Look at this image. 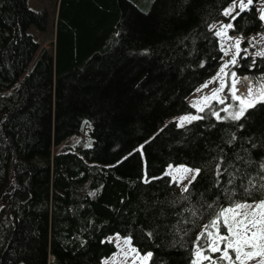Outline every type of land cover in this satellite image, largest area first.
I'll return each instance as SVG.
<instances>
[{"label":"trees","instance_id":"16d2710c","mask_svg":"<svg viewBox=\"0 0 264 264\" xmlns=\"http://www.w3.org/2000/svg\"><path fill=\"white\" fill-rule=\"evenodd\" d=\"M231 1L60 0L50 49L30 31L46 9L0 0V264H101L115 233L147 264H194L204 225L264 198V103L170 119L217 70L210 25ZM260 28L254 7L237 18ZM86 118L92 143H66ZM180 164L200 170L187 191L166 172Z\"/></svg>","mask_w":264,"mask_h":264},{"label":"rangeland","instance_id":"374dc122","mask_svg":"<svg viewBox=\"0 0 264 264\" xmlns=\"http://www.w3.org/2000/svg\"><path fill=\"white\" fill-rule=\"evenodd\" d=\"M60 0H29V4L31 7L35 9H46L47 14V28L45 30L40 29L36 24H33L30 27V31L35 35V37L42 43L43 46H47L50 49L54 48L55 43V30H56V20H57V9L59 5ZM236 3L239 5L240 0H232L222 11V15L211 23V28L214 29L216 34L218 32L223 31V35H218L220 47L222 50V57L220 60V63L218 65L217 70L208 77L204 82H202L188 97L187 102L191 105L192 110L189 112H182L177 115H174L171 117V119H174L178 122L179 125H185L189 123L188 120H184V117H200L203 114V111L208 106H215L218 110V113L226 114L228 115L229 112L235 113L239 110L241 101L234 99L232 96V91L230 89V85L232 82L231 73H236V78H250V86L253 90V92L258 91L261 83H264V80L260 79L261 77H264V74L261 72V70H258L255 68L260 67L261 63L264 62V56H258L256 55L258 52H264V20L260 19V16L264 14V0H253L252 4L248 6L243 12L245 13L246 10H251L253 7L257 11V16L260 19L261 28L251 32L249 34H244L240 31H237V18L241 17L243 15V12H240L239 7L237 6L236 9L232 12L230 16H225L223 13L225 9L229 8L233 3ZM245 3H247V0H244ZM239 12L240 14L237 16L236 13ZM235 16V19H232V17ZM232 24L231 28H224L223 26ZM240 40V55L237 57V63L236 65L229 64L228 67L225 69V72H227L229 75H224V73L220 72V69L225 65L226 62H228L233 54L237 51L235 47V41ZM246 50V51H245ZM225 52H227V55H225ZM242 55L248 57V58H256L255 64L249 63V65H253V68L251 70L243 67V60ZM260 63V64H259ZM224 83L225 86L223 87V90L218 93V97L220 100H223L224 103H219V100L215 98H211L214 90L219 89L221 87V84ZM205 85H207L205 87ZM238 90L237 95L241 96L243 98V90L242 85H237ZM209 97L207 101H205L203 98ZM197 105L194 107L193 105ZM203 109L201 111L200 109ZM227 109V111H225ZM194 120V119H192ZM191 120V121H192ZM91 122L88 118L84 119L83 124L81 126V129L79 133L74 134L73 136L69 137L66 140V143L72 144V145H90L92 143V136H91ZM178 168H189L193 171L187 174L184 173H178L176 169ZM197 168L191 167L186 164H180V165H170L167 168V173H171V178L175 176L176 182L178 183L179 188L184 189L188 186L189 182L192 180L193 175H195V170ZM181 175H184L186 178H184L182 181L179 179ZM264 199V198H262ZM262 199L252 200V201H239L236 203H252L254 201H260ZM235 204V203H234ZM234 204L228 205L225 208H228L229 206H232ZM224 208V209H225ZM205 226V225H204ZM204 226L198 233L197 243L195 245V261L194 264H211L210 261L204 260L203 256H198L197 252L201 249H198V239H200L201 232L204 231ZM221 233H224V229L220 228ZM109 239L114 241L116 244V251L104 258L101 262V264H147L150 256L147 253L140 252L134 244L131 242V239L129 237H124L120 235L119 233H115L108 236ZM130 241V243L126 242ZM206 248V247H201ZM204 255H210L212 257H217L220 254L219 253H210V252H204ZM20 264H24L21 262ZM48 264H54L53 258L50 255L49 257V263ZM219 264V262H218Z\"/></svg>","mask_w":264,"mask_h":264},{"label":"snow or ice","instance_id":"6c2138e0","mask_svg":"<svg viewBox=\"0 0 264 264\" xmlns=\"http://www.w3.org/2000/svg\"><path fill=\"white\" fill-rule=\"evenodd\" d=\"M253 0H240L239 5L235 2L224 11L225 16H230L232 12L238 6L240 12H243L249 5H251ZM240 13L237 12L238 16ZM236 17L233 16L232 19ZM261 20H264V14L260 16ZM224 28H231L232 24L223 26ZM217 35H223V31L218 32ZM240 40L235 41V47L237 51L233 54L231 59L225 63V65L220 69L221 73L224 75H229L225 72V69L229 64L236 65L237 57L240 55ZM246 51V50H245ZM227 55V52H225ZM256 55L264 56V52H258ZM255 64V61H253ZM232 77V82L230 89L232 91V96L234 99L240 100L241 104L239 110L235 113L229 112L228 115L233 120H240L247 108L255 107L257 103H264V83H261L258 91L253 92L250 86V78L244 77L237 79L236 73L230 74ZM260 79L264 80V77ZM242 85L243 98L238 96L236 93L238 90L237 85ZM207 85H205L206 87ZM225 86L224 83L221 84L219 89L214 90L212 97L219 100V103H224L220 100L218 93L223 90ZM205 101L209 97L203 98ZM196 107L197 105H193ZM203 111V109H200ZM227 111V109H225ZM219 119V113H215ZM200 117H184V120L189 122L192 119H199ZM264 168V165L261 166ZM178 173H190L193 170L189 168H178L176 169ZM199 169L195 170V173L199 174ZM171 175V173H168ZM186 178L184 175L180 176L182 181ZM176 177H173V181H176ZM192 179H195L193 175ZM191 182V181H190ZM187 187L183 191H187ZM224 228V233L222 234L220 228ZM201 239L206 240V248H201V245H197L198 256H203L204 260H208L211 264H264V199L260 201H254L252 203H235L228 208L222 209L221 212L208 224L204 226V231L200 234ZM130 243V241H126ZM219 253L217 257H212L210 255H204V252ZM151 254L149 253L148 256Z\"/></svg>","mask_w":264,"mask_h":264},{"label":"bare ground","instance_id":"6f19581e","mask_svg":"<svg viewBox=\"0 0 264 264\" xmlns=\"http://www.w3.org/2000/svg\"><path fill=\"white\" fill-rule=\"evenodd\" d=\"M53 258V262H54V257H52Z\"/></svg>","mask_w":264,"mask_h":264},{"label":"water","instance_id":"95a60500","mask_svg":"<svg viewBox=\"0 0 264 264\" xmlns=\"http://www.w3.org/2000/svg\"><path fill=\"white\" fill-rule=\"evenodd\" d=\"M170 119H171V118H170ZM170 119H169V120H170ZM163 126H164V125H163Z\"/></svg>","mask_w":264,"mask_h":264}]
</instances>
